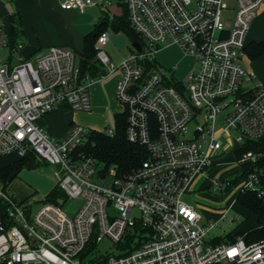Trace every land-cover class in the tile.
I'll use <instances>...</instances> for the list:
<instances>
[{
    "label": "built area",
    "instance_id": "1",
    "mask_svg": "<svg viewBox=\"0 0 264 264\" xmlns=\"http://www.w3.org/2000/svg\"><path fill=\"white\" fill-rule=\"evenodd\" d=\"M141 39V51L114 65L103 32L95 45L101 78L118 72L115 96L126 113L125 137L145 150L128 174L106 169L82 148L88 131L74 126L49 137L37 120L64 105L89 111L92 79L81 75L73 52L49 47L32 58L12 44L0 21V158L29 156L60 166L63 197L36 212L0 183V264H264V240L213 244L201 214L185 196L226 151L242 150L233 172H247L231 189L264 198V84L243 67L245 38L264 0H116ZM111 0H64L61 8L83 13ZM224 12H230L223 15ZM161 45H175L193 59L186 85L153 62ZM246 85V87H244ZM114 134L113 129L104 132ZM244 166V168H242ZM225 175V174H224ZM223 175V176H224ZM209 175L204 188L227 190L231 182ZM1 182V180H0ZM224 186V188H223ZM82 200L73 217L63 210ZM222 218V217H221ZM104 239L118 254L91 256ZM89 246H94L87 254Z\"/></svg>",
    "mask_w": 264,
    "mask_h": 264
},
{
    "label": "rangeland",
    "instance_id": "2",
    "mask_svg": "<svg viewBox=\"0 0 264 264\" xmlns=\"http://www.w3.org/2000/svg\"><path fill=\"white\" fill-rule=\"evenodd\" d=\"M225 3L231 8V0H225ZM104 10V9H103ZM106 11V10H105ZM117 14H121L118 10ZM110 18L114 15L112 12H103ZM230 12H224L223 15H228ZM95 16V22L89 20H82L81 24L85 27L90 26V30L94 29V26L100 22L102 15ZM89 23V24H88ZM110 36V40L104 47V52L110 59V61L116 66L124 58L129 55L131 51V42L127 36L122 32H114L111 29L107 30ZM74 54V49H70ZM6 52H0V58L4 57ZM154 64L161 69L162 72L172 70L173 78L171 83L178 82L181 85H186L187 74L191 70L193 65V59L189 56H185L179 47L172 45H161L160 50L154 55ZM78 62V55L76 57V64ZM117 71L106 77L101 78L104 82H109L116 77ZM101 80V82H102ZM93 84L100 81L92 80ZM246 87V85H244ZM124 106L116 99L115 92L113 101L111 104L100 103L94 110L78 111V110H66V114L63 112L57 113L54 116V120L49 124H44V127L53 129L58 137H65L74 126H80L88 131L87 138L92 131L104 133L107 129L114 130V114L122 112ZM41 120H37L36 124H40ZM63 134V135H62ZM55 136L56 139H58ZM247 150V149H244ZM240 152L226 151L217 159H214L216 166L213 169L208 170L203 178H198L194 184L190 193L185 196V199L190 203L201 216V224L209 226L211 223L218 222L208 234L211 239L213 237H223L233 229L237 228L240 232H243L256 224V218L247 209L242 207L239 203L235 202L237 189L232 190H213L212 188H204V179L209 178V175L218 176L222 173L223 180L233 181L237 175L231 172L237 165L236 160L239 158ZM15 157L10 155L8 157L0 158V170L6 165L11 163ZM244 168V166H242ZM225 174V175H224ZM224 175V176H223ZM63 176V172L58 165H51L45 161H39L38 159H32L29 163L22 167L18 172L16 178L8 185V190L16 201H27L31 207L32 212H36L40 205L43 204L52 188L58 183L59 179ZM2 183V182H0ZM3 185V183L1 184ZM224 188V186H223ZM82 205L80 199L67 200L62 210L69 216L73 217L77 210ZM222 217V218H221ZM118 248L116 244H113L107 239H104L96 249L92 252L91 256L99 257L118 254Z\"/></svg>",
    "mask_w": 264,
    "mask_h": 264
},
{
    "label": "crops",
    "instance_id": "3",
    "mask_svg": "<svg viewBox=\"0 0 264 264\" xmlns=\"http://www.w3.org/2000/svg\"><path fill=\"white\" fill-rule=\"evenodd\" d=\"M63 1L64 0H0V21L3 23L9 38L16 43L22 44L21 54L25 58H32L39 51L49 47H57L70 52H72L70 49H74L76 53L75 56L77 57L78 55V65L80 60L79 55L83 49V39L93 30H90V26L85 27L82 25V20L85 22L89 20V23L95 22L97 19L94 20V18L98 15L97 13L100 12L103 16L100 22L104 21L105 18L108 21H112L121 16L124 11V6L116 0H111L109 6L94 5L88 7L83 13L77 10L62 9L61 3ZM118 10L122 12L120 15L117 14V12H119ZM103 12H112L114 15L110 18ZM11 15H14L15 18H20L19 32L15 37H13L11 33ZM98 17L99 16H97V18ZM257 46H264V3L259 6L257 15L250 24L245 38V52L241 60L245 70L253 74L254 82L264 84V52L261 55L254 56L253 53ZM103 73L105 72L101 66L100 77L91 78L92 80L100 82H94V84L92 82L88 87L90 111L94 110L100 103L111 104L113 101L119 74L117 73L116 77L109 82H104L101 79ZM66 110L70 109L64 105L58 106L50 114L39 118L38 120H41V122L37 125L49 137H58L54 130L49 128L50 126L46 128L44 124H49L53 121L57 113L63 112L66 114ZM259 146L264 151V138L259 143ZM243 149L244 147L237 149L236 152H241ZM15 160L16 157L11 163Z\"/></svg>",
    "mask_w": 264,
    "mask_h": 264
},
{
    "label": "trees",
    "instance_id": "4",
    "mask_svg": "<svg viewBox=\"0 0 264 264\" xmlns=\"http://www.w3.org/2000/svg\"><path fill=\"white\" fill-rule=\"evenodd\" d=\"M11 21V33L13 37L18 35L20 18L14 15L10 16ZM108 29L114 32H122L133 42L141 43V39L138 34L132 29L129 24L127 10L124 7V11L121 16L108 21L106 18L104 21L94 26V29L87 34L83 39V49L80 53V60L78 67L81 75H88L92 77H100L101 65L96 59L95 45L97 38L103 32H107ZM12 41V40H11ZM16 42L12 41V44ZM264 52V46H257L253 55L258 56ZM153 62H147L146 67H155ZM126 127V113L114 114V134L108 136L102 132H95L91 130L88 136V141L82 150L99 161L106 169L112 168L119 175L128 174L145 159V150L142 147L129 143L125 137ZM244 149H250L249 146H243ZM248 147V148H246ZM34 157L29 156L26 158H16L14 162L5 166L0 170V180L3 186L8 187L13 179L16 178L18 172L27 163L32 161ZM257 169H262L261 182L264 189V159L256 166ZM247 172L237 173L236 178L231 181V189L241 178L246 175ZM210 189V188H206ZM63 197L62 192L58 188V183L52 188L46 197L45 201L55 202L56 198ZM235 202L239 203L242 207L247 209L256 218L255 226L240 232L237 228L230 231L223 237H217L212 242L213 244L219 243H234L238 238H242L246 243H252L260 240H264V198H258L253 192L243 191L236 195ZM5 205L0 203V219H4ZM94 246H89V249L85 251L87 254Z\"/></svg>",
    "mask_w": 264,
    "mask_h": 264
},
{
    "label": "water",
    "instance_id": "5",
    "mask_svg": "<svg viewBox=\"0 0 264 264\" xmlns=\"http://www.w3.org/2000/svg\"><path fill=\"white\" fill-rule=\"evenodd\" d=\"M131 47H132L133 49L137 50V51H141V50H142L141 45H140L139 43H137V42H133V43L131 44Z\"/></svg>",
    "mask_w": 264,
    "mask_h": 264
}]
</instances>
